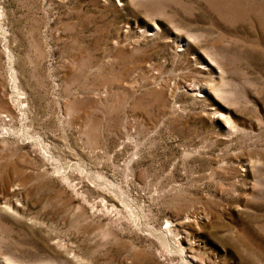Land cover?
<instances>
[{"label": "rangeland", "instance_id": "374dc122", "mask_svg": "<svg viewBox=\"0 0 264 264\" xmlns=\"http://www.w3.org/2000/svg\"><path fill=\"white\" fill-rule=\"evenodd\" d=\"M183 261L264 264V0H0V264Z\"/></svg>", "mask_w": 264, "mask_h": 264}, {"label": "bare ground", "instance_id": "6f19581e", "mask_svg": "<svg viewBox=\"0 0 264 264\" xmlns=\"http://www.w3.org/2000/svg\"><path fill=\"white\" fill-rule=\"evenodd\" d=\"M10 71V70H9ZM11 75V74H10ZM14 76V75H13ZM11 78V77H10ZM14 80V79H13ZM12 83H13V81H12ZM16 91V90H15ZM14 92V91H13ZM98 179V178H97ZM104 181V180H103ZM98 182L100 183V181L98 180ZM110 182V181H109ZM102 183V182H101ZM100 183V184H101ZM104 183V182H103ZM114 190V189H113ZM120 194V193H119ZM124 204H127V203H125V201H124ZM129 209V208H128ZM130 209H131V207H130ZM132 210V209H131ZM134 211V210H133ZM131 213V212H130ZM135 213V212H134ZM133 214V213H132ZM131 217H133V216H131ZM135 218V217H134ZM134 224V223H133ZM139 224V223H138ZM137 224V225H138ZM163 233V232H162ZM162 233H158V234H156L157 235V237H159L161 240H162V242L164 243V241H166L165 240V234H162ZM167 243V242H166ZM165 244V243H164ZM169 245V244H168ZM179 253H180V256H181V259L182 260H184L183 259V253L181 252V251H179ZM184 262V264H191V263H189L188 261H183Z\"/></svg>", "mask_w": 264, "mask_h": 264}]
</instances>
